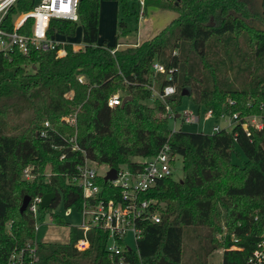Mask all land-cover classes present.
I'll return each mask as SVG.
<instances>
[{
  "label": "trees",
  "instance_id": "trees-1",
  "mask_svg": "<svg viewBox=\"0 0 264 264\" xmlns=\"http://www.w3.org/2000/svg\"><path fill=\"white\" fill-rule=\"evenodd\" d=\"M115 1L124 15H136L134 1ZM251 1L155 0V9L173 12L175 19L141 44L117 48V39L127 33L125 23H116L112 46L98 44L100 0H79L78 23L50 19L47 34L73 37L79 26L82 50L73 52L68 44L61 58L53 51L0 53V264L26 244L34 250V264H182L184 252L197 259L193 264H206L217 249L223 251L221 264H246L264 241V123L262 130L249 128V134L242 128L246 116L264 119V32L246 21L261 17ZM34 2L15 0L1 28L10 31L13 18ZM31 22L27 19L19 32L28 33ZM208 60L235 67L239 86L223 84L216 95L205 70ZM153 61L177 69L176 92L164 101L147 89L160 92L167 85L162 75L150 72ZM184 91L199 113L211 111L218 120L225 111L239 121L229 132L172 131L168 119L177 114ZM115 93L129 100L108 108L106 100ZM224 97L232 104L224 105ZM65 117L74 124L64 123ZM44 122L49 132L43 139ZM164 145L182 159V178L158 181L148 193L160 220L144 226L133 250L109 256L106 234L96 228L87 231L88 247L81 252L73 248L81 234L76 228L69 229L65 244L34 242L32 216L18 212L24 196L53 193L50 206L39 209L42 214L59 200L62 209L79 210L80 190L66 183L75 166L89 161L134 170ZM240 153L246 158L242 165L232 160ZM25 167L29 181L21 175ZM96 184L108 186L100 178ZM51 222L63 224L58 213L51 214Z\"/></svg>",
  "mask_w": 264,
  "mask_h": 264
},
{
  "label": "built area",
  "instance_id": "built-area-1",
  "mask_svg": "<svg viewBox=\"0 0 264 264\" xmlns=\"http://www.w3.org/2000/svg\"><path fill=\"white\" fill-rule=\"evenodd\" d=\"M15 0H0V53L3 56L13 52L26 54L28 51L45 52L53 51L56 58L65 55L66 42H59L57 34H47V26L50 19L63 20L78 23L77 4L79 0H35L31 10L16 16L12 23V29L5 31L1 28L3 17L8 8ZM140 8L146 0H133ZM27 19H30L31 25L28 33H20L19 28L22 27ZM70 45V44H69ZM73 52L83 49V45L74 48L70 45ZM114 50H111L112 54ZM177 56V52H173ZM150 72L152 75H162L167 85L161 91L155 90L153 87L147 89L151 93V97L164 101L175 94V74L177 69L165 68L162 64L153 61L150 64ZM81 79V78H80ZM122 96L119 93L111 95L106 100L108 108H114L121 103ZM232 104V102H230ZM181 118L185 124H193L199 122V115H195L192 111L183 110L181 114L170 113L171 118ZM233 118L234 125L239 121L237 114L227 115ZM212 118V112L207 111L204 119ZM219 118H224L221 114ZM68 125H73L72 117H65L62 120ZM264 119L258 116L243 118L242 128L249 134V128L262 130ZM230 126V125H229ZM221 129L214 125L212 133H218ZM225 131V130H224ZM49 125L43 123V128L39 131L41 138H47ZM59 150L57 147H52ZM72 150L76 149L72 146ZM174 158L169 146L164 145L159 152L152 158L144 161L143 166L138 169L130 170L125 166H120L115 170V178L113 180L104 181L103 177L110 168L106 166L102 176L96 174L88 164H95L85 161L83 166H75L72 174L66 179V183L80 190L81 206L79 210L72 207L62 209V202L59 200L55 208L47 216L48 222H51V214L57 213L58 208L63 210V216L69 214L79 215L81 224L71 227L80 230V237L75 241L73 248L78 251H84L88 247L86 233L91 228L101 230L106 234L105 251L109 256H120L124 251L133 250L126 246V237H130L135 242L142 237L144 226L146 224H155L160 220L159 207L156 202L148 197V193L158 181L172 177ZM63 159V155L59 160ZM25 181L32 179L29 167H25L21 172ZM102 179L108 186L102 189L96 184L97 179ZM41 195L29 197V201L25 210L32 216L34 232L43 222L44 216L39 210ZM59 214V213H58ZM61 216V215H60ZM62 217V216H61ZM236 250L235 246L230 248ZM36 260L33 248H29L26 244L25 248L13 250L5 260L4 264H34ZM246 264H264V241L260 242L252 251L246 261Z\"/></svg>",
  "mask_w": 264,
  "mask_h": 264
},
{
  "label": "rangeland",
  "instance_id": "rangeland-1",
  "mask_svg": "<svg viewBox=\"0 0 264 264\" xmlns=\"http://www.w3.org/2000/svg\"><path fill=\"white\" fill-rule=\"evenodd\" d=\"M157 1V0H156ZM149 3V2H148ZM147 3V4H148ZM251 4H254L256 8H258L256 1L252 0L250 2ZM260 12V11H258ZM139 14V12H138ZM137 15V13H136ZM136 15H124L121 12V8L116 5V2L114 0H101L99 10H98V29H97V43L102 44L104 43L107 46H112L114 44V37L116 35V23L120 20H122L125 23L127 33L125 36H127L130 40H135L136 38V29H137V23H136ZM173 14L169 13H151V14H140V19L144 18L148 22L152 23L153 25V33L158 32L161 28L165 27V25H168L173 20ZM17 17L15 16L13 21H15ZM263 19H247L246 21L249 23L251 27H254L257 30L264 29V22ZM122 37L119 36L117 39L118 41L122 40ZM59 42H66L74 47H79L82 45L81 43V28L77 26L74 36L73 37H57ZM125 45V44H124ZM123 46V44H122ZM243 47V46H241ZM124 48V47H121ZM245 47H243L244 49ZM175 52V51H174ZM248 52V51H246ZM217 56L220 58L222 57L221 51L219 49H215L213 51ZM211 62L210 65H207V68L205 69L208 74L210 75V78L212 80V90L214 93H217L224 89L223 84H233L235 87L239 86V84H236L234 72L235 67L233 69H224L221 68L218 64H215L214 61L208 60V62ZM212 65V66H211ZM219 70V71H218ZM224 78V79H223ZM223 104L229 105L231 102L230 98L224 97L223 98ZM183 110H189L192 111L195 115H199V122L193 123V124H185L181 120V118H169L168 124L172 131H182V132H189V133H204V134H211L212 133V127L214 125H217L221 130H225L226 132H229L233 125L234 120L231 118L230 113H227L225 111L221 112V114L224 115V118H218L216 119H204V114L198 112V108L196 105H194L191 101V99L187 96H184L182 99V104L179 108H177V114H181ZM254 115L246 116L245 118L252 117ZM230 125V126H229ZM132 161H138L139 158H131ZM233 162L242 165L243 162L246 161V158L242 153L239 154V156L233 155L232 158ZM93 169H95V172L97 175L102 176V174L106 170V166H94L92 164H88ZM172 178L175 181H179L182 178V159L180 157L174 158V165H173V171H172ZM57 213H59L62 216V225H54L47 220V216L49 213H47L44 216L43 222L41 225L37 228V230L34 232V242L36 243H54V244H65L68 241V233L69 229L71 227L79 226L81 224V218L79 215L75 214H69L67 216H63V210L58 208L56 210ZM126 246L130 249H134L135 245L134 242L131 240L130 237H126ZM222 253L223 251L221 249L215 250L213 253H211L208 257H206V264H221L222 262ZM200 259V258H199ZM197 259L194 258V260L191 259V256H189L188 252H184L183 258H182V264H193ZM204 260V259H203Z\"/></svg>",
  "mask_w": 264,
  "mask_h": 264
},
{
  "label": "crops",
  "instance_id": "crops-1",
  "mask_svg": "<svg viewBox=\"0 0 264 264\" xmlns=\"http://www.w3.org/2000/svg\"><path fill=\"white\" fill-rule=\"evenodd\" d=\"M153 1H155V0H147L145 2V4H143V7H141V8L137 5V7H136L137 15L135 17L136 18V23L138 24L137 25V29H136V38L133 41V40H130L127 36L124 35V37H122V40L118 41L117 48L137 46V45L141 44L142 42H145V41L149 40L154 35H156L158 32H160L163 28H165V27H163L158 32L153 33L154 31H153L152 23L148 22L144 18L139 20L140 19L139 18L140 14H143L145 16V14H151V13H169V14H173L172 18H173V20L175 19V17H176L175 13L168 12V11H159V10L155 9L154 6H153ZM130 2H133V0H129V3ZM100 3H101V0L99 2V6H100ZM138 12H139V14H138ZM165 26H167V25H165ZM97 29H98V27H97ZM57 37H63V36H57ZM122 44H123V46H122ZM74 48H78V47H74Z\"/></svg>",
  "mask_w": 264,
  "mask_h": 264
},
{
  "label": "water",
  "instance_id": "water-1",
  "mask_svg": "<svg viewBox=\"0 0 264 264\" xmlns=\"http://www.w3.org/2000/svg\"><path fill=\"white\" fill-rule=\"evenodd\" d=\"M255 1L258 2L259 6L262 7V9H264V0H255ZM261 30H262V32H264V29H261ZM184 96L189 97V92L184 91L182 93V97H184ZM128 100H129V97H123L121 99V103H120L119 107H122L124 105V103ZM177 118H178V115H177ZM114 178H115V170L110 168L108 170V172H106L105 176L103 177V180L104 181H107V180L110 181V180H113ZM53 199H54L53 193H47V194L42 195L41 202L39 204V208L40 209L48 208L50 206V203L53 201ZM28 201H29L28 196H24L22 198L21 204L18 208L19 213H22L23 211H25V208H26Z\"/></svg>",
  "mask_w": 264,
  "mask_h": 264
},
{
  "label": "flooded vegetation",
  "instance_id": "flooded-vegetation-1",
  "mask_svg": "<svg viewBox=\"0 0 264 264\" xmlns=\"http://www.w3.org/2000/svg\"><path fill=\"white\" fill-rule=\"evenodd\" d=\"M258 9L260 11V15L261 17L257 18L258 20L263 19L262 21L264 22V9H262V7L259 6L258 2H256Z\"/></svg>",
  "mask_w": 264,
  "mask_h": 264
}]
</instances>
